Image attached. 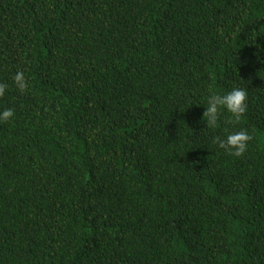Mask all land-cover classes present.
Listing matches in <instances>:
<instances>
[{
    "label": "trees",
    "instance_id": "16d2710c",
    "mask_svg": "<svg viewBox=\"0 0 264 264\" xmlns=\"http://www.w3.org/2000/svg\"><path fill=\"white\" fill-rule=\"evenodd\" d=\"M0 83V264H264V0H0Z\"/></svg>",
    "mask_w": 264,
    "mask_h": 264
},
{
    "label": "clouds",
    "instance_id": "9594fccd",
    "mask_svg": "<svg viewBox=\"0 0 264 264\" xmlns=\"http://www.w3.org/2000/svg\"><path fill=\"white\" fill-rule=\"evenodd\" d=\"M16 87L23 91L27 82L22 71L17 72L13 77ZM7 85L0 83V96H3ZM247 91L242 87H233L223 92L210 91L203 113V120L206 127L216 129L220 126V118L224 113L230 114L233 121H239L247 110ZM14 116L12 108H5L0 111V121H8ZM225 135L217 137L219 147L231 152L235 156H241L247 148V142L251 139L248 131L224 129Z\"/></svg>",
    "mask_w": 264,
    "mask_h": 264
}]
</instances>
